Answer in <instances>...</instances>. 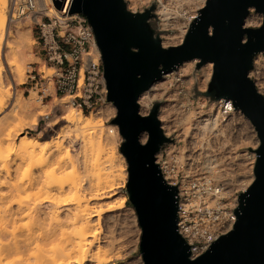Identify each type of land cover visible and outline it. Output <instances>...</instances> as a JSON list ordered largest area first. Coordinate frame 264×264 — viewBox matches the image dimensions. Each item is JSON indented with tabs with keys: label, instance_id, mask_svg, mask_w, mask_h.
Masks as SVG:
<instances>
[{
	"label": "bare ground",
	"instance_id": "6f19581e",
	"mask_svg": "<svg viewBox=\"0 0 264 264\" xmlns=\"http://www.w3.org/2000/svg\"><path fill=\"white\" fill-rule=\"evenodd\" d=\"M42 1L40 0L41 7L44 6ZM129 1V7L134 12L143 10L142 6L139 7V3L148 6L152 1H157L156 12L165 31L161 33L160 29L161 43L163 47H170L180 46L183 43L188 25L195 21L207 0ZM11 4L12 0H0V50L5 43L13 58L11 65L15 67L17 77L23 79L24 62L19 64L18 60L25 61L27 56L33 55L31 27L34 22L32 17H25L21 21L23 30H19V39H15L10 26H15L18 21L12 17ZM263 19L262 13H252L245 19V26H260ZM174 26H179L181 31L167 32ZM199 62L198 58L186 60L176 70L163 73V78L156 79L147 91L140 94L139 113L146 116L150 113V106L154 101L158 103V100L164 101L159 106L158 112L161 128L166 137L177 139L168 147L169 156L171 152L179 149L182 154L180 161L186 162L191 155H194L196 156L194 160L199 163V169L202 171L209 172L229 187L240 184L242 190H247L254 178L251 167L254 153L249 150H244L243 154L239 153L238 142L256 148L259 139L248 117L240 109H236L231 100H210L205 95L212 77L213 63L208 61L204 64L198 84L201 91L198 92L212 102L210 106L207 105L209 106L207 110L202 108L205 104L204 98L201 101L199 99L201 106L193 110L191 106H187L186 101L179 100L177 94H173L175 91L172 92L169 85V81L180 76L179 79L182 81L187 79L189 86H192L195 80L191 72ZM255 67V70L249 72V76L256 77L255 84L264 94V60L260 55L255 59ZM1 69L0 112L7 102L3 91L7 83ZM51 69L53 68L48 67V70ZM47 81L46 92L49 88L50 91L53 88V74ZM33 99L35 103L32 108L41 107L36 116L34 115L36 109L31 113L34 117L32 116L30 124L36 128L40 117L50 115L51 107H55L57 100L53 99V102L51 100L47 104L43 97ZM23 101L16 103L18 108L13 106L15 108L11 115L13 119L19 118L21 112L32 106L26 103L27 100ZM58 104L62 106L61 119L65 120V123L49 139L24 136L22 144L17 143L16 138L21 134L22 127L6 128L4 123H0V212L5 211L0 219V234L9 236L10 233V236L14 235L12 237L15 238L13 242L8 241L9 244L4 247L8 250L6 251L8 254L9 252L16 253L14 255L22 254L16 261L17 264H111L110 262L115 258L111 248L119 245L120 241L115 236L114 230L105 229L103 223H111L117 216L124 214L127 199L125 194H120V188L127 182V161L118 147L119 126L117 123L106 124L115 117L117 109L112 102H107L89 113H84L82 109H77L69 103V96L60 98ZM225 104L231 109L229 113L223 110ZM42 107L49 109L48 113H43ZM180 117L182 121L187 120L188 126L179 130L177 122L181 121ZM52 119L50 117L48 125L52 124ZM53 120L55 122L56 119ZM230 123L234 125L232 128H228L231 126ZM243 129L245 131H242ZM194 130L203 140L196 150L190 146L197 140ZM232 135L239 140L231 142L229 137ZM218 136H223L224 139L219 141L220 138H215ZM147 137L148 133L142 132L141 142H145ZM180 138L185 144L179 147ZM214 139L217 141L215 142ZM68 143L76 149H68ZM160 155L159 152L156 154L157 162ZM247 159L249 160L245 164L243 160ZM51 162L52 165H56L51 167ZM237 167H243L242 174L235 173ZM243 178L246 180L242 181ZM3 188L7 190L3 191ZM230 191L232 192L229 190V193ZM7 202L11 206L15 204L16 207L12 209L14 206L11 207ZM5 203L8 206H5ZM1 206L8 208L4 210ZM26 216L32 219L33 234L28 232L27 236L24 233L25 238L21 235L22 238L17 239L14 233L17 223ZM32 244L35 246L32 247ZM31 247L34 250L33 255L30 253L32 256H29L30 254L26 256ZM107 247L108 249L111 247V250L106 249Z\"/></svg>",
	"mask_w": 264,
	"mask_h": 264
},
{
	"label": "water",
	"instance_id": "95a60500",
	"mask_svg": "<svg viewBox=\"0 0 264 264\" xmlns=\"http://www.w3.org/2000/svg\"><path fill=\"white\" fill-rule=\"evenodd\" d=\"M58 7L63 2L54 0ZM156 2L140 12L127 0H74L71 12L82 13L93 28L104 63L107 100L117 109L115 122L125 141L128 200L142 228L144 264H264V95L249 76L254 59L264 52L261 26H245L251 8L264 16V0H207L180 46L163 47ZM154 19V20H153ZM208 61L213 74L205 95L231 100L255 126L260 139L251 186L238 194L233 229L192 258L191 246L179 232L178 185L168 184L156 161L169 138L158 118L160 104L139 113V96L163 73L186 60ZM146 131V142L141 134Z\"/></svg>",
	"mask_w": 264,
	"mask_h": 264
},
{
	"label": "built area",
	"instance_id": "2783aa9c",
	"mask_svg": "<svg viewBox=\"0 0 264 264\" xmlns=\"http://www.w3.org/2000/svg\"><path fill=\"white\" fill-rule=\"evenodd\" d=\"M59 1L63 2L61 8L54 0H43V7L40 0H12V17L33 18L40 52L46 65L53 68L56 94L69 96V103L83 111L92 110L107 102L102 54L88 18L71 12L74 0ZM28 78L43 100L51 96L46 92L47 78L41 72L33 68ZM223 110L229 113L231 109L225 104ZM49 118L50 115H45L40 121L46 123ZM55 125L47 127L55 131ZM259 144L260 141L257 147ZM253 153L252 173L257 159V154ZM195 157L191 155L186 162H172L162 157L158 161L167 183L178 185L177 227L191 246L192 258L206 252L213 241L233 229L238 194L244 191L237 188L234 200L227 201L225 183L199 169Z\"/></svg>",
	"mask_w": 264,
	"mask_h": 264
},
{
	"label": "rangeland",
	"instance_id": "374dc122",
	"mask_svg": "<svg viewBox=\"0 0 264 264\" xmlns=\"http://www.w3.org/2000/svg\"><path fill=\"white\" fill-rule=\"evenodd\" d=\"M127 1H128V3H130L129 0H127ZM153 2H156V4H157V6H156V11H157L158 3H157V1H152L150 3V5ZM150 5H148V6H150ZM140 6H142L143 9L145 7H147V6H144L143 3H139V7ZM252 13H260V12H257L254 9V7H252L251 8V14ZM157 16H158V14H157ZM24 18L25 17L15 18V20L18 21L16 23L17 26L16 25L15 26L13 25L12 27L10 26L11 33H13V35L15 36V39H19L18 38V35L20 33L19 30H23V24H21V21ZM157 20H158L159 29L162 30L161 33L165 32L163 30V28H162L163 27L162 26V21L160 20V18H158ZM191 24L192 23H190L188 25V29H189V27H190ZM180 31H181V29H179V26H174V27L171 28V30H169L167 32L176 33V32H180ZM34 32H35V28H34V23H33L32 27H31V36H32L31 42H32L33 55H31L29 57L27 56V58H26L27 61L26 60L25 61H21V60L19 61L18 60V63L19 64H23V62H24V68H25V70H24L23 79H20L19 76L17 77V73H15V67H13L11 65L12 62H13V58H11V54L7 50V47H6V44L5 43L2 44L1 50H0V62H1V65H2V67H1L2 69L1 68L0 69H1L2 76L4 77V79H6L5 82L7 83L3 87V91L6 94L7 102H6V105L3 108V110L0 112V123H4L6 128H12V129H14V128L22 127L21 134L19 135L18 138H16V142L17 143H21V144H22V141H23V137L24 136H30L31 133L33 134V136H30V137H34L35 136V137H37L39 139H49L53 135H55L56 132L59 131L60 127L65 123V120L61 119V114H63L62 106L60 104H58L59 99L62 98V97H64V96L61 95V94H56L55 87L53 85V88H52L53 90L51 89V91H50V88H49L47 90V94L53 93V92H55V94L54 93H53L54 95L53 94L52 95L49 94L51 96H49L44 101L47 104H49V102L51 100H52L51 102H53L54 101L53 99H56L58 101V102L55 101L57 104L55 105L54 108L51 107V110H50L51 111L50 112V117H52L53 119H56L55 122L52 119V121H53L52 124L56 123V125L54 127L55 128V131L52 130V129H50L49 127H47L48 124H49L50 118L46 121V123L44 121H40V119H39L38 120V125L40 124V126L38 127V129H37V126L38 125L36 126V128H33L31 126V124H30V120L32 122V118L34 117V115L39 113L38 110H41V107H39L40 109L39 108H34V109L32 108L33 107V103H35V102H33L34 101L33 98H35V97L36 98L37 97L38 98L39 97L41 98L42 96H40L38 94V92H37L36 89H33V83L28 78L29 70H33V68H35L36 72H38V71L41 72V74H43L44 77H46L47 79L50 76H52V73H53V69L48 70V67H51V66L46 65V63L44 61V57L42 56V54L40 52V46H39V44H38V42L36 40V35L34 34ZM258 55H260L263 58V60H264V52H262V53L260 52ZM13 57H15V56H13ZM17 57H19V56H17ZM18 59H20V58H18ZM203 67H204V64L201 67V69L197 70V69H195L196 68V66H195L194 69L192 70L191 74H192V76H193V78L195 80L192 86H189L190 83H189V81L187 79H184L183 81H182V79H179L180 76L179 77L177 76V77L173 78L171 81H169V85L171 87L172 92L175 91L173 94H177L176 96H178L177 98H179V100L184 101V102L186 101L185 103L188 104L187 106H191L193 108V110L194 109H197V108H199L201 106L199 103L202 100V98L205 99V104H203L204 106L202 107L204 110H207L209 108L210 104L212 103V102H209V99L207 97H205V96H203L202 94L199 93V92H201L199 90V87H198L199 77L202 74ZM255 68L256 67H254L252 70H255ZM212 74H213V71H212ZM162 78H163V76H162ZM251 78L255 81V78L256 77L255 76H251ZM46 83H47L46 87H48V81H46ZM257 88H258V86H257ZM8 90L11 91V94H9V91ZM33 96H35V97H33ZM199 99H200V101H199ZM17 100H19V101L21 100L20 102H22L23 100H24L23 102H25L27 100L26 103L28 102V104H31L32 106L30 108L27 107L28 109L25 110V111H23L24 113L21 112L22 114L19 115V118L13 119L11 115L14 113L13 112L14 109L15 108H18L16 103L17 102H18V104L20 103ZM158 101H159V104L160 105L164 103V101H160V100H158ZM107 102H111V101H108L107 100ZM154 102H156V101H154ZM106 103H103L102 105H105ZM153 103L150 106V110H151L152 106L154 105ZM207 105H209V106H207ZM13 106L15 108H13ZM97 107H99V105L96 106V108ZM42 110L44 111V112L42 111L43 113H48V111H49V109L47 110V108L44 109L43 107H42ZM45 110H47V112ZM33 111L35 112L34 115L31 114V113H33ZM36 111H38V112H36ZM90 111H91V109L90 110H85L83 112L84 113H89ZM57 117H58V119H57ZM116 117H117V110H116L115 117H113L109 122H106V124L107 125H114V124H116V122L114 121ZM224 117H223V119H225ZM179 120H181V117H180ZM181 121L177 122V124H178L177 127L178 128L180 127L179 130L182 129L183 127H185V126H188V122H186L187 120L182 121V123H181ZM249 121H250V119H249ZM238 122H240V121H238ZM252 125H253V123H252ZM193 126H195V125H193ZM233 126L234 125L231 124V126H229L228 128H232ZM239 126H241V125H239ZM223 127L225 128L226 126H223ZM228 128H227V130H228ZM253 128L255 129V126L254 125H253ZM41 130H44V133H39ZM242 131H245V130L243 129ZM255 131H256V135H257V130L255 129ZM193 132L195 134L196 131L194 130ZM227 133H228V136H229L230 135L229 131ZM47 134H49V135H47ZM194 134H193V136H194ZM119 136H120V138H119L120 140H118L119 141L118 142V147H119V150H120L123 142L125 141V139L121 135L120 131H119ZM195 137L197 139L196 142H195V144L194 145L192 144L190 146H192V148L194 147L195 150H196L198 147H200V144L202 143L203 140L200 139L201 137H199V134L198 133L195 134ZM222 137L223 136H220V137L218 136V137H215V138H217V139L220 138L219 141H221L222 139H224V137L223 138ZM257 137H258V135H257ZM229 138H230L231 142L232 141L234 142V141L239 140L238 138L237 139L234 138L233 135H232V137H229ZM217 139H214L215 142L217 141ZM258 139H259V137H258ZM176 141H177L176 138H169V143L166 144L164 146V148L159 152V153H161V155H160L159 158L162 157L163 159H169L172 162L174 160H176L178 162H181L180 161V157H181L182 154H181V151H179V149L176 150V151H174V152H171L170 153V156H169L168 147L170 146V144L175 143ZM259 141H260V139H259ZM68 144H69V146H68ZM68 144H67L68 149H71V150H75L76 149V147L74 148V146L71 145V143H68ZM184 144H185V141L183 139L179 140V142H178V146L179 147L180 146H183ZM238 144H239L238 151L241 154L245 153L244 150H249L250 152H253L255 150V149H252L250 146H246V144H244L242 142H238ZM248 160L249 159L243 160V161L246 164L248 162ZM126 161H127V159H126ZM52 163L53 162H51V167H53L54 165H56V164H53L52 165ZM244 163H242V164L245 165ZM240 168H238V170H235V173L236 172L237 173L238 172H241L243 167H240ZM232 170H233V168H232ZM241 174H242V172H241ZM253 175H254V178H255L254 170H253ZM20 176H21V173H20ZM128 178H129V171H128V161H127V182H126L125 186H123L122 188H120V194L121 195L122 194H125L126 197H127L126 188H127ZM244 180H246V179L243 178L242 181H244ZM238 183H237V185H238ZM239 186L241 187L240 184L238 186L235 185V186H230V187L226 185L225 195H226V200L227 201H232L235 198V196H234L235 190L237 188H240ZM232 187H234V188L232 189ZM4 190H7V189L6 188L5 189L3 188V191ZM229 190H232V192L230 191V193H229ZM128 201L129 200H128V197H127V199L125 201L126 211H125L124 214L117 216L115 218L116 220H114L111 223L110 222H104L103 223V226H104L105 229H108L109 228V230L110 229L114 230L115 236L120 241L119 242V245L117 244L116 246H114V248H111L110 247L113 250H111L109 248L111 251H113V253H114L113 254V257H115L110 262L111 264H144V260H143L142 254L140 252V241H141V236H142V228H141V226L139 224L138 215L136 213V210H135L134 206L133 205L132 206H129ZM7 204L10 205V203H8V202H7ZM4 205L5 206H8V205H6V203ZM2 206H1V208H4V210H6L8 208V207H6V209H5V206L4 207H2ZM12 206H14L12 209H14L16 207L15 204H12ZM10 210H11V208H10ZM7 211H9V210H7ZM4 213H5V211L1 210V212H0V219L2 217L1 215H4ZM27 217H29V216H26V218H22V220L19 219V221L17 223V229H16V231H14V233H16L15 235L18 237L17 239H21L22 236L25 235V234H27L28 232H29L28 234H33V226H32L33 225V222H31L32 219L30 220V217H29V219H27ZM28 234H27V236H28ZM0 235H2V234H0ZM12 236L14 237V235H11L10 236V233H9V236L5 234L4 236L2 235V238L0 237V264H14V263H16V261H18V258L20 259V257L22 256V254H20V255L19 254L14 255L16 253H14V254L13 253H10V252H9V254H8V252L6 253V251H8V250H6L5 247L9 244V242H11L12 240L15 239V238L13 239ZM23 238H25V237L23 236ZM34 246H35V244L34 245L32 244V247H34ZM32 247H31V249L33 250ZM31 249L28 250V254H26V256H28L30 253H32V255H33L34 250L32 251ZM106 249H108V247ZM111 251H109V252H111ZM32 255L30 254L29 256H32ZM23 256L25 257V255H23Z\"/></svg>",
	"mask_w": 264,
	"mask_h": 264
},
{
	"label": "trees",
	"instance_id": "16d2710c",
	"mask_svg": "<svg viewBox=\"0 0 264 264\" xmlns=\"http://www.w3.org/2000/svg\"><path fill=\"white\" fill-rule=\"evenodd\" d=\"M47 135H49V134H47ZM30 136H33V134L31 133ZM128 204H129V206H132V204L129 201H128Z\"/></svg>",
	"mask_w": 264,
	"mask_h": 264
},
{
	"label": "crops",
	"instance_id": "0c3cea01",
	"mask_svg": "<svg viewBox=\"0 0 264 264\" xmlns=\"http://www.w3.org/2000/svg\"><path fill=\"white\" fill-rule=\"evenodd\" d=\"M39 126H40V124L37 126V129H38ZM39 133H44V130H41Z\"/></svg>",
	"mask_w": 264,
	"mask_h": 264
},
{
	"label": "flooded vegetation",
	"instance_id": "af4514ba",
	"mask_svg": "<svg viewBox=\"0 0 264 264\" xmlns=\"http://www.w3.org/2000/svg\"><path fill=\"white\" fill-rule=\"evenodd\" d=\"M130 202V201H129ZM131 203V202H130Z\"/></svg>",
	"mask_w": 264,
	"mask_h": 264
}]
</instances>
